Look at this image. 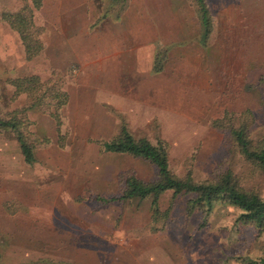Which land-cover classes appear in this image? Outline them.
Instances as JSON below:
<instances>
[{
  "label": "rangeland",
  "instance_id": "374dc122",
  "mask_svg": "<svg viewBox=\"0 0 264 264\" xmlns=\"http://www.w3.org/2000/svg\"><path fill=\"white\" fill-rule=\"evenodd\" d=\"M40 1L43 49L27 61L1 16L31 0H0V116L29 106L7 81L32 75L69 103L59 125L45 110L26 111L41 142L32 165L0 133V264H259L264 234L227 203L189 212L192 196L167 192L154 218L152 197L106 202L120 198L126 177L152 182L156 170L101 144L125 126L163 142L176 177L231 171L264 200V176L214 126L228 115L253 141L264 137V0H206L205 43L190 0ZM158 52L164 67L153 74Z\"/></svg>",
  "mask_w": 264,
  "mask_h": 264
},
{
  "label": "trees",
  "instance_id": "16d2710c",
  "mask_svg": "<svg viewBox=\"0 0 264 264\" xmlns=\"http://www.w3.org/2000/svg\"><path fill=\"white\" fill-rule=\"evenodd\" d=\"M123 1V0H114ZM196 8L201 29V41L205 43L212 30V15L206 0H190ZM41 6L40 0H31L13 13H4L1 18L18 34L27 61L37 58L43 47L39 39L40 29L35 24L34 12ZM162 53L158 52L153 62L152 73L163 70ZM14 88V96L26 95L30 101L27 108L7 111L0 116V133L11 135L18 144L23 161L27 165L36 162L35 150L41 144L30 128L26 118L28 109L45 110L48 115L60 124L59 112L68 103V95L60 86L52 85L32 75L8 80ZM234 118L226 116L214 122V126L225 134L226 145L233 147L239 156L248 162L253 169L264 176V137L253 141L249 135L248 125L240 122L235 125ZM103 152L111 155H125L148 162L156 170V179L143 182L134 176L123 180V192L120 198L111 201L144 200L152 197L154 205L159 196L171 192L173 195H188V211H207L215 202H224L241 211L240 220L252 225L264 234V200L255 192L245 190L232 174L227 171L213 180L195 181L190 175L176 177L170 170L168 150L163 142L152 143L145 138L132 135L125 126L111 140L101 144ZM154 218L160 216L157 206L153 207ZM259 264H264V258Z\"/></svg>",
  "mask_w": 264,
  "mask_h": 264
},
{
  "label": "crops",
  "instance_id": "0c3cea01",
  "mask_svg": "<svg viewBox=\"0 0 264 264\" xmlns=\"http://www.w3.org/2000/svg\"><path fill=\"white\" fill-rule=\"evenodd\" d=\"M12 94H13V90H12V92H11V96H12ZM18 98H19V97H18ZM18 98H16L15 101H16ZM68 103H69V101H68ZM109 140H111V139H109ZM109 140H107V141H109ZM107 141H104V142H107ZM104 142H102V143H104Z\"/></svg>",
  "mask_w": 264,
  "mask_h": 264
}]
</instances>
